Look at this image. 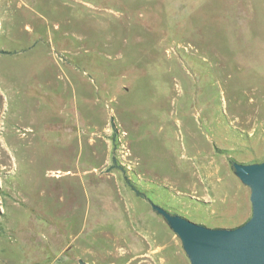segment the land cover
Here are the masks:
<instances>
[{
  "label": "rangeland",
  "instance_id": "obj_1",
  "mask_svg": "<svg viewBox=\"0 0 264 264\" xmlns=\"http://www.w3.org/2000/svg\"><path fill=\"white\" fill-rule=\"evenodd\" d=\"M0 145V264H190L151 205L252 216L264 0H0Z\"/></svg>",
  "mask_w": 264,
  "mask_h": 264
},
{
  "label": "water",
  "instance_id": "obj_2",
  "mask_svg": "<svg viewBox=\"0 0 264 264\" xmlns=\"http://www.w3.org/2000/svg\"><path fill=\"white\" fill-rule=\"evenodd\" d=\"M231 165L250 190L252 216L244 224L211 228L151 205L179 237L190 264H264V162Z\"/></svg>",
  "mask_w": 264,
  "mask_h": 264
},
{
  "label": "trees",
  "instance_id": "obj_3",
  "mask_svg": "<svg viewBox=\"0 0 264 264\" xmlns=\"http://www.w3.org/2000/svg\"><path fill=\"white\" fill-rule=\"evenodd\" d=\"M3 53H6V52H3ZM232 162V160H231ZM119 169L121 170L123 173H125V168L122 166V165H119L117 164V160L116 158L113 159V163L112 165L110 166V169ZM127 183L132 187V189L135 191V193L138 195V196H143L139 191L136 190V188L132 185L131 181L127 179ZM80 264H86L85 262L83 261H80Z\"/></svg>",
  "mask_w": 264,
  "mask_h": 264
},
{
  "label": "bare ground",
  "instance_id": "obj_4",
  "mask_svg": "<svg viewBox=\"0 0 264 264\" xmlns=\"http://www.w3.org/2000/svg\"><path fill=\"white\" fill-rule=\"evenodd\" d=\"M2 146L0 145V170L2 168Z\"/></svg>",
  "mask_w": 264,
  "mask_h": 264
}]
</instances>
